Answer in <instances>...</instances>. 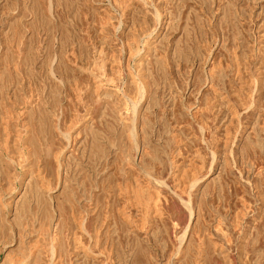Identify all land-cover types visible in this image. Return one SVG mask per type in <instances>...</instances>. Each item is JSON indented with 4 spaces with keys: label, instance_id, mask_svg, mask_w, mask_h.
Listing matches in <instances>:
<instances>
[{
    "label": "rangeland",
    "instance_id": "obj_1",
    "mask_svg": "<svg viewBox=\"0 0 264 264\" xmlns=\"http://www.w3.org/2000/svg\"><path fill=\"white\" fill-rule=\"evenodd\" d=\"M16 258L264 264V0H0Z\"/></svg>",
    "mask_w": 264,
    "mask_h": 264
},
{
    "label": "bare ground",
    "instance_id": "obj_2",
    "mask_svg": "<svg viewBox=\"0 0 264 264\" xmlns=\"http://www.w3.org/2000/svg\"><path fill=\"white\" fill-rule=\"evenodd\" d=\"M134 103V102H133ZM134 107V106H133ZM136 110V109H135ZM11 112V111H10ZM153 205V204H152ZM52 256L55 255V259L58 256V248L55 244L51 246ZM10 264H24L23 259L16 258L10 262Z\"/></svg>",
    "mask_w": 264,
    "mask_h": 264
}]
</instances>
